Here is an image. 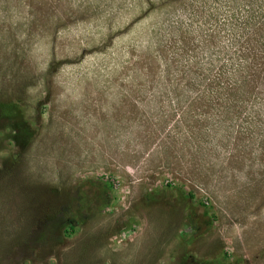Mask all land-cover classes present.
Returning <instances> with one entry per match:
<instances>
[{
	"label": "rangeland",
	"instance_id": "1",
	"mask_svg": "<svg viewBox=\"0 0 264 264\" xmlns=\"http://www.w3.org/2000/svg\"><path fill=\"white\" fill-rule=\"evenodd\" d=\"M0 264H264V0H0Z\"/></svg>",
	"mask_w": 264,
	"mask_h": 264
}]
</instances>
